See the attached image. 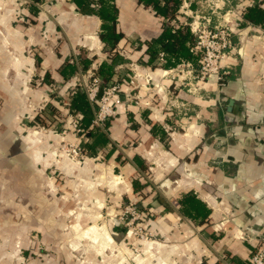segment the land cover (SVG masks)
Masks as SVG:
<instances>
[{"label":"crops","instance_id":"1","mask_svg":"<svg viewBox=\"0 0 264 264\" xmlns=\"http://www.w3.org/2000/svg\"><path fill=\"white\" fill-rule=\"evenodd\" d=\"M80 1L0 0V195L14 198L24 190L36 195L34 213L27 222L21 218L20 226L9 228L7 215L0 214L5 243L0 264L10 238L32 231L48 244L51 257L32 264H77L63 244L70 235L65 226L80 203L102 207L104 183L140 208L145 226L159 238L145 249L159 247L164 264H251L264 241V24L246 20L243 13L255 4L264 7V0H230L215 14L209 0H183L172 24L210 16L213 25L230 20L236 31L234 50L222 61L229 72L225 83L198 82L202 88L195 92L188 66L166 68L159 56L147 63L148 43L163 30V18L151 7L138 0L111 1L117 8L116 29L123 34L112 48L100 37L99 0ZM106 62L114 69L110 77L99 73ZM92 73L101 78V91L117 80H136L135 86L123 84L117 113L106 127L108 142L96 141L105 132L99 127L80 138L45 129L35 134V152L26 119L67 123L62 111L68 112L76 92H85L82 82ZM28 76L34 77L32 83ZM129 91L138 102L126 96ZM59 137L75 139L107 161L118 180H108L104 160H57L51 140ZM34 158L37 166H31ZM46 172L54 178L62 174L60 194H46ZM189 195L211 210L207 222L195 223L186 214L183 203ZM44 196V205L37 206ZM117 208L112 205L110 211ZM100 216L84 228L89 218L79 213L73 232L93 238L103 251L126 242L125 231L109 221L99 224Z\"/></svg>","mask_w":264,"mask_h":264},{"label":"rangeland","instance_id":"2","mask_svg":"<svg viewBox=\"0 0 264 264\" xmlns=\"http://www.w3.org/2000/svg\"><path fill=\"white\" fill-rule=\"evenodd\" d=\"M28 77L29 81L32 83L34 77ZM28 104L30 110L34 111L35 109H37L33 106V103L30 102V100ZM65 117L67 118V112L65 114V111L64 113L62 111L61 118ZM29 121H31L30 123L33 124H30ZM26 124L31 137L30 141L33 142L32 147L35 152H39V141L34 144V139L38 132H42L45 129V131L53 129V131L58 132L60 136H66V133L69 132H71V134L74 136L72 132L73 130L67 123L64 122L53 126L52 122H47L45 120L42 122H37L36 118H27ZM74 138L76 137L74 136ZM72 142H76V140H69L67 139V137H59L58 139L51 140V143L53 144L52 151L56 155L57 160H61L64 157H68L69 159L76 162H83L88 160V162L90 161L92 163L102 164L104 159L100 157L97 158L90 152H88V154H85V158H83L81 155H75L70 150V144ZM105 162L106 166L104 167L102 165L103 170L106 169V171L111 172L110 168L107 167V161ZM36 163V160L35 162L33 161L31 163V166H33L34 164L35 166H37ZM116 170L118 172V169ZM38 174V172H35L36 178ZM45 175V186L47 190L46 194L48 195V192L60 194L62 183H60L59 177H62V174H59V176H57L56 178H54L55 174L53 173L50 175L48 172H46ZM108 180L112 181L113 184L118 179L111 172V176L108 177ZM104 184L106 187V197L105 203L102 205V207L98 203L91 201L80 203L77 206V211H74V213L72 212L71 217H69L70 219H68L67 224L65 226V232L70 233V235L66 236V239H64L63 244H67V246L74 252L77 264H98V259H101V255L104 258V262H101V264H164L165 262L161 261H164L165 258H161L159 247L153 246V248H149L148 251L147 249H145L147 246L146 244L151 242H157L159 238L154 234L153 231L150 230L149 227L145 226V222L142 220L141 217L136 220L132 219L133 216L131 212L127 209V206L129 205L130 201L126 200L125 198L122 199L121 196L119 197V194H116L119 197L116 198L117 196L113 192L114 189H112V187L109 186L108 183ZM24 191H26V194H23L20 191L14 198L10 196H8V198H4L0 195V214L7 215L9 228H15L14 225L17 222L20 226L22 224V222L20 221L21 218H25V221L27 222V220L34 213V203H32V200L34 199V197H36V195L27 192V190ZM46 199L47 197L45 196L40 199L37 198V201H39L41 204H38L39 202H37L36 205L43 206V202ZM118 199L120 201V205H117ZM112 205H116L117 207L120 206V208H117L115 211L111 212L110 208ZM79 213H83V215L89 218V220L83 226L84 228L90 227L94 223V216H96L98 213H101L100 221L97 220L98 223L102 224L103 221L108 223L109 221L111 226L115 225L121 228V230H124L126 235V242L123 241L117 247L110 246L108 247L109 249L106 248V250L103 251L101 250L102 246L100 245V243L94 242L93 238L77 236L73 232L72 225L77 222L76 218L78 217ZM140 228H143V232L152 234L150 236L151 239L144 240L141 236V232H137L140 230ZM10 239L11 244H9L8 246L6 245L8 248V252L2 264H32L33 260L38 259L39 257H41V260L43 262L49 261L51 258L50 254L47 252L48 244H45L44 240L37 234V232H29L27 237L16 236ZM26 239L27 241H25ZM3 244L5 246V243L0 238V248H2ZM93 252H95V254Z\"/></svg>","mask_w":264,"mask_h":264},{"label":"built area","instance_id":"3","mask_svg":"<svg viewBox=\"0 0 264 264\" xmlns=\"http://www.w3.org/2000/svg\"><path fill=\"white\" fill-rule=\"evenodd\" d=\"M230 0H209V6L212 13H217L222 10L225 5L229 4ZM241 17V15H240ZM242 18H240L241 20ZM192 33L195 36V44L192 47V51L200 53V59L198 66H195L192 62H185L183 65L189 67L188 73L193 82H191V90L197 91L202 88L198 82H206L209 80H216L219 84H224L226 75L229 73L222 65V61L227 58L231 51L234 50V35L235 28L230 25V20L225 19L223 24H212V18L210 16H195L193 20L188 22ZM160 61L163 63L164 54L159 56ZM179 67V66H178ZM151 81V77L146 79ZM195 80V83H194ZM129 83L131 86H135L136 80L134 77H129L126 81L117 80L109 84H105L101 91L102 80L99 76L92 73L89 80H83L82 86L87 94L88 100L94 110V118L92 123L88 126L82 124V113L76 111L70 107L67 112V124L73 130L75 137L80 138L86 135L89 129L101 128L106 132L107 123L113 118L117 111L116 106L120 104V93L124 83ZM127 97L138 102L139 98L129 91L126 93ZM70 150L75 155H81L85 158V154H88L83 145L79 142H72L70 144ZM128 211L131 212L133 220L141 217L140 208L136 203L130 201L127 206ZM141 236L144 240L151 239L152 234L143 232V228H140ZM131 233V232H130ZM251 264H264V241L260 243L258 248L254 251L250 259Z\"/></svg>","mask_w":264,"mask_h":264},{"label":"trees","instance_id":"4","mask_svg":"<svg viewBox=\"0 0 264 264\" xmlns=\"http://www.w3.org/2000/svg\"><path fill=\"white\" fill-rule=\"evenodd\" d=\"M111 1L114 2V0H99L101 4L99 15L103 19L100 37L113 48L123 37V34L116 29L117 8ZM78 2L81 1L78 0ZM138 2L151 7L157 16L163 18V30L161 34L155 41L148 43L147 53L149 58L147 63L154 62L163 53V63L166 68L176 67L185 62H192L198 66L201 54L191 50L195 44V36L190 26L188 23H179V26L172 24V21L180 11L183 0H138ZM243 15L248 21L264 24V7L259 4L247 8ZM89 62L87 59L84 60V68L88 66ZM113 72V66L107 62L103 63L99 68L100 75L110 77ZM71 108L82 113L83 124L86 126L90 125L94 115L86 92L80 90L76 92L71 101ZM96 141L107 143L108 137L106 132L101 131ZM88 149L93 150V147L90 145ZM183 204L184 211L195 223H205L209 220L211 210L198 198L189 195L185 198Z\"/></svg>","mask_w":264,"mask_h":264}]
</instances>
